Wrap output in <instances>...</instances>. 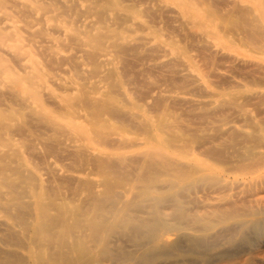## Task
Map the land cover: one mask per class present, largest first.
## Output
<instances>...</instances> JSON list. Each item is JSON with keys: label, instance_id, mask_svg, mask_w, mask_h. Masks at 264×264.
I'll use <instances>...</instances> for the list:
<instances>
[{"label": "rangeland", "instance_id": "1", "mask_svg": "<svg viewBox=\"0 0 264 264\" xmlns=\"http://www.w3.org/2000/svg\"><path fill=\"white\" fill-rule=\"evenodd\" d=\"M1 126L0 153H7L0 154V168L8 169H0V180L5 175L18 183L13 169L36 178L34 185L20 184L25 199L36 204L52 195L70 210L71 222L87 205L80 202L87 192L100 194L104 179L114 181L88 174L93 159L102 156L117 171L148 152L194 163V177L180 188L187 208L203 218L220 210L241 214L209 232L211 242L220 241L212 258L264 264V0H0ZM173 143L184 152L168 147ZM236 160L244 166L240 172ZM83 180L95 185L82 182L86 189ZM8 192L0 185L3 209ZM9 209H0V263L19 264L13 258L25 254V264H38L40 255L48 260L57 246L21 244L24 235H34L11 220L15 209ZM254 220L261 224L258 236L241 226ZM230 225L240 232L232 241ZM226 248L239 250L238 260L228 263Z\"/></svg>", "mask_w": 264, "mask_h": 264}, {"label": "bare ground", "instance_id": "2", "mask_svg": "<svg viewBox=\"0 0 264 264\" xmlns=\"http://www.w3.org/2000/svg\"><path fill=\"white\" fill-rule=\"evenodd\" d=\"M251 29H253V28H251ZM246 32H248V30ZM249 32H250V30H249ZM97 44L98 43H96V45ZM25 105H24V107H25ZM19 107H20V105H19ZM94 110H95V108H94ZM112 112H114V111H112ZM1 128H2V126L0 127V129ZM53 130H54V128H53ZM61 130H62V132L64 131V129H61ZM61 134H63V133H61ZM64 134H66V132ZM108 137H110V136H108ZM175 138H177V137H175ZM174 144H176V143H173L168 147L175 148L177 146L176 149H178V151L180 150V152L182 153V151H183L182 147L184 145H179V147H178V145L175 146ZM118 146H120V145H118ZM118 146H115V147H118ZM121 146H122V144H121ZM104 147H106V145ZM120 147H118V148H120ZM85 148H87V147H85ZM186 148L187 147H185L184 149H186ZM79 149H80V147H79ZM81 149L83 150L84 148H81ZM83 151H86V149ZM249 152H250V150L248 149V153ZM3 153L6 154L7 152L5 151ZM3 153L2 154L0 153V154L4 155ZM158 153L159 152H157V154ZM79 154H81V153H79ZM88 154H89V152H88ZM155 154H152V152L151 153L148 152V153L143 154V155L141 154L142 156H140V158L138 157L139 156L138 155L137 157L139 159H136L134 161L131 160L132 161L131 163H129L130 162L129 160H128L129 162L126 160L128 162L127 165L125 164L127 162L121 163V161H120L121 159H120L119 160L120 164L121 165L125 164V165H123L125 167L123 168V166H122L123 169L118 168V169H121L118 171H117V169L114 170L112 168L113 166L111 164H110V167L107 166V164L109 165V163L103 162V159H101L102 156H101V158H96L97 160L93 159L94 164L90 163V166H91V164H92V166H94L93 169H91V171H93V172L90 173L88 171V174H94L95 175L97 173V174H101L104 176L111 175V176H113L112 178L114 179V181L113 182L105 181V179L103 178L104 179L103 181L105 183L103 182L104 183L103 184L101 182L102 183L101 186L104 185L105 191L103 190V192H100V194H97V193H95V191L90 190L89 195L87 192L86 200L85 199L83 200V197H82L83 201L80 200V202L82 204L85 203L84 201L88 200V202H86L87 205L83 204L82 207L79 206V207H81L80 212L78 214L73 213L74 216L72 218V220H73L72 222L69 221L70 216L65 217V216H67L66 214H69L70 210H66L67 209L66 206H65L66 209H64L61 204L58 205L56 203V198L54 196L52 197V195L47 197V198H44L45 200L43 198H41L40 200L36 201V204H33L31 201H28L25 199L27 197L25 194V189L21 190L22 186H20V184L23 182H25V183L29 182V183H27L29 185H31L32 183L36 184V181H37L36 178L28 177L26 175L24 176L22 174L23 172H20V170L17 171L14 169L11 171L12 172L15 171L16 177L19 176V177H17L19 179L18 183H17V180L14 181V180L10 179V177H6L5 175L3 177L1 176L0 185L5 186V188L7 187L8 191H9L8 192L9 198L7 199L6 205H4V206H7L6 207L7 210H8V208L11 209V207H14V209H15V210L13 209L14 215L12 214L13 216L12 215L10 216V218L12 217L11 220H13L14 222L15 221L18 222L20 225L21 224L24 225L25 226V227H23L24 233H25V231H27L26 233L31 232L34 235V237H32L34 239H31L30 235H29V238H27V234L24 235L25 237H23L24 238L23 240L19 239L20 237H18V239L21 240L20 242H22L21 244H24V243L27 244L26 241L28 239L31 242L33 240L34 243H36L37 241H38V243H39V241L46 242V246L48 244L55 245V247L57 246L53 255L48 256V254L46 253V256L48 258V260H46V261H44V259L41 257L42 255L37 254L36 256L40 255V257H38L39 260H37L38 264H62V263L73 264L74 261H78L81 264H128V263L130 264V262H135V264H156V262H158L160 260H162V263H163V261H166L168 259H174L173 262L170 261L171 262L170 264H212L214 261H216L214 263L217 264L218 260L213 259L212 258L213 256L210 255V252L213 249V247H215L217 245L218 240L214 239L215 241H217L216 243L211 242L212 240H210L211 237L209 238V232L211 231V229L214 227L215 224L227 223L229 220L239 219V217H241V214H239L235 210L232 211L231 213L225 212L224 210L223 211L220 210V211H217L213 215V217H207V218L204 217L203 218V216L199 217V216H196L197 214L194 215L192 210H189L187 208L188 203L185 201L186 196L183 195V193L180 191L182 184L185 183L187 180H189L191 177L192 178L194 177L193 175L197 171L195 169V167L193 166L194 163H191L192 164L191 165L190 162H186L187 160L184 161L186 163H183V162H181L180 158H178L177 156L171 158V157L162 156V154H160V153H159L160 155H158V156ZM219 154H220V152H219ZM82 155H84V157H85V154L82 153ZM242 155H243V153H242ZM86 156H87V154H86ZM5 157H6V155H5ZM98 157H100V156H98ZM240 157H244V156L239 155V158ZM103 158H104V156H103ZM255 158H257V157H255ZM80 159L82 160V158H80ZM98 159L99 160L101 159V161H98ZM104 160H105V158H104ZM111 161H112V159H111ZM252 161H254V160H252ZM14 162L15 161H13V163ZM85 162H86V160H85ZM223 162H225V160ZM82 163H83V161H82ZM222 163H220V164H222ZM230 163H231V167H232V162H230ZM237 163L238 164H236V163L235 164L238 166L239 171L237 170V166H233V167H235L237 172H240L239 167L241 168L244 166L242 165V163L239 164L238 161H237ZM114 164L116 165V162H114ZM120 164L118 163V165H120ZM215 164H216V162H215ZM224 164H227V163H223L222 165H224ZM228 165L230 166V164H228ZM83 166H84V164H83ZM2 167L0 169H2L3 171L8 169L7 167H6L7 169L5 167H3V168ZM119 167H121V166H119ZM222 167H224V166H222ZM116 168H117V166H116ZM81 169H82V167H81ZM205 169H207V168H205ZM207 170H209V169H207ZM242 170L243 169L241 168V171ZM11 171H8V172H11ZM27 172H29V171H27ZM101 175H99V176H101ZM104 176H102V177H104ZM205 178H207V177H205ZM205 180H207V179H205ZM214 180H215V178H214ZM38 181H40V180H38ZM80 182L82 183V182H86V181L83 180ZM81 183L79 185H81ZM86 183H89V181H87ZM86 183H82V184L84 185ZM91 183L92 182L90 180L89 185ZM34 184H32V185H34ZM61 184H63V183H61ZM127 184L134 185L135 186L134 191L125 188V185H127ZM69 185H71V183ZM83 185H81L82 188H83ZM94 185H95V183L93 182L92 186H94ZM40 187H42V186H40ZM62 187H63V185H62ZM75 187H77V186H75ZM33 188L34 187H32V189ZM67 188H69V186ZM84 188H86L85 185H84ZM184 188L186 189L185 186H184ZM184 188H182V190ZM52 189H54V188H52ZM69 189H71V188H69ZM88 189H90V188H88ZM17 190H21V191L17 192ZM196 190H199V189L197 188ZM34 191H32V192H34ZM50 191H51V189H50ZM75 191H73L72 197L76 193ZM67 192H69V191H67ZM44 193H45V191H44ZM53 195H55V194H53ZM56 196H58V195H56ZM75 196H77V195H75ZM84 197H85V195H84ZM1 199H3V198H0V200ZM73 199L76 200L75 198H73ZM69 200H70V197H69ZM72 201L73 200H71V202ZM192 203H193V199H192ZM79 205H80V203H79ZM222 206H224V205H221V207ZM2 207L0 206V209L3 212V210L5 211L6 208L3 209ZM72 207L74 208V206H72ZM229 208H231V207H229ZM236 208H237V206H236ZM240 208H238V210H240ZM51 209L55 210L56 213L59 212L58 216H57V214L56 215L51 214L50 213ZM233 209H235V208L233 207ZM7 210H6V213L9 214L10 211L8 213ZM217 210H218V208H217ZM3 214H4V212H3ZM209 214H211V213H209ZM62 215H64V216L61 219L60 217ZM254 216H257V215L254 214ZM240 222H242V221H240ZM249 224L250 225L247 226L246 224L243 223L241 226L246 227L248 230H250L251 233L254 232V233H256V235H257V233H260V231H262L261 230V224L258 223L256 220L252 221ZM3 226H5V225H3ZM241 226H238V227H241ZM230 227H231V225H230ZM230 227H229V229L231 231V228H233L234 225L231 228ZM6 228H8V227H6ZM9 228L11 229V227H9ZM75 228L79 229L80 233H81L80 235H78L76 237H74L75 235L74 236L72 235V233L75 232V231H73ZM234 228H233V232H230L231 238L229 239V241H232L233 237L235 235H237L238 233L240 234V232L234 231ZM225 231L226 230H224V232ZM15 233L18 234V231H16ZM0 234H2V233L0 232ZM221 234L219 235V237L221 236ZM224 234L225 233H223V236H224ZM10 235H11V239L14 240V238H12L13 237L12 233ZM228 235H226V236H228ZM35 236H36V238H35ZM69 237H72V239H73L71 242H69L67 240V238H69ZM213 238H215V237H213ZM0 239H2V238H0ZM224 239H225V237H224ZM245 239H246V237H245ZM252 239H251V241H252ZM12 240H11V242H12ZM3 241L5 242L7 240H3ZM0 244H1V242H0ZM12 245H13V242H12ZM36 245H39V244H36ZM235 245H237V244H235ZM16 246H17V243H16ZM19 246H21V245H19ZM24 246L25 245H23V247H21V248L24 249ZM238 246H241V245L238 244ZM238 246H236L235 248H237ZM37 248H40V247H37ZM34 249H35V246H34ZM48 249H46V250H48ZM226 250H227V248L225 249V253H227V254H225L223 252V250L220 252V254L221 253L225 254V258H227V261L229 259L228 263L230 262V259H232V258H235L234 260L237 259L236 257L239 255L238 254L239 250L237 251V253L230 252V251H229L230 252L229 253L228 251L226 252ZM18 252L19 251H17V253ZM76 252H80V255L78 257H74V254ZM0 253H1V249H0ZM14 253L16 254V252H13L12 254H14ZM7 254H8L7 256H9V257L10 256L14 257V255H11L9 252ZM49 254H50V251H49ZM5 255H6V253H5ZM213 255L215 256V254H213ZM217 255H218V253H217ZM221 255H219V256H221ZM21 257L19 259V257L16 256V258H13V260L15 261L18 258V261L20 260L22 263V260H23L22 264H25L24 263V262H26V260H24L25 257H24V259H23V257L22 258ZM2 258H0V259H2ZM6 258H8V257H6ZM211 259H213L214 261L212 262ZM216 259H219V258H216ZM234 260H232V261H234ZM1 261L2 260H0V262ZM20 261H19V264H21ZM227 261L224 263H227ZM7 262H9V261H7ZM10 262H12L14 264L13 261L10 260ZM16 262H17V260H16ZM0 264H5V262L0 263Z\"/></svg>", "mask_w": 264, "mask_h": 264}]
</instances>
